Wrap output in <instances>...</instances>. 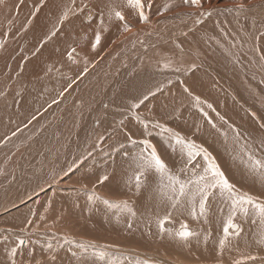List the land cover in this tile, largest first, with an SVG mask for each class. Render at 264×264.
Listing matches in <instances>:
<instances>
[{
  "label": "rangeland",
  "instance_id": "1",
  "mask_svg": "<svg viewBox=\"0 0 264 264\" xmlns=\"http://www.w3.org/2000/svg\"><path fill=\"white\" fill-rule=\"evenodd\" d=\"M241 2L245 4L244 10H256L257 8L264 6V0H202L201 7L196 8L189 5L185 6L183 0H163L161 6L157 10L146 12V14L149 15V21L147 23L139 22L137 15L134 17H125V22L132 23L131 31L124 32V30H122L118 35H115V33L109 39L111 41L108 40L107 36L105 37L106 39L104 41L101 40L100 44L95 48V50H93L92 44L95 41L97 32L100 33L102 39L103 35H107L109 31L117 27L118 19L117 22H115L114 20L116 18L114 16H110V13L113 8L124 13L121 8V6H124V0H78V4L85 7V12L88 13L87 16L95 20V23L79 21L78 29L83 36L70 35L69 41H73L78 36H82L87 39V42L78 49V52L79 56L85 55L88 59L87 62L82 65V68L85 70L82 71L80 68L81 73L76 75L72 90L65 93L63 97L56 102L52 109L58 112L61 107L70 104V102L77 97V94L89 83L91 77L90 73L95 69L99 70L100 63L103 60L105 61V58L108 57L110 59L111 56H118L120 53L125 52L130 45L145 44L153 40L154 37L150 38L147 35L142 37L143 35L140 34L141 31L137 32V30L143 29L145 25L158 20L161 21L170 19L171 21L174 19L173 17H176L177 14L183 12L180 10L184 7L187 10L189 9L188 11L200 12L202 9L208 10L214 8L220 3L239 8L238 5ZM166 3H172V7L163 15H159V11ZM258 5L261 6L258 7ZM230 9L231 8H228L226 10ZM253 13L251 12V14L247 16H251L253 18L257 16L259 17V15ZM223 14H225L224 11ZM64 16L65 14L63 17ZM253 18H238L235 21L236 27L243 30H240V33H233L223 17L222 20L209 18L206 22L214 23H205L202 27H199L204 23L201 22L198 26L201 30V35L197 38L191 37L188 39L187 42H189V44L173 45L171 46L173 48L169 49V51H167V49L160 50L162 53H160L159 50L156 51L154 48L145 50L137 57L135 65H132L131 63H125L122 65L121 71L115 77L110 88L106 91L105 95L107 96L106 101L108 103L106 102L105 104H107V106L109 105V107H106V111L110 110L111 112L108 111V113L105 111L104 113L106 115L104 113L102 114L101 107L103 103V96L99 97V101L94 104L86 105L84 107L85 109L82 110L81 113L77 112L74 114L73 112L75 117L79 115V122L75 126L77 128L75 130L77 131L75 132V130H73L71 134H69L70 132H68V134L65 133L64 135H68L67 137L62 135L59 137L57 136V139L60 141L64 139L63 142L56 140L57 142L54 144L55 139H53L51 142L52 144L46 143L48 145L45 144L35 150L30 156V163L28 164L31 168L35 167L33 175L27 178L25 185L19 186L14 192L9 190L10 193L9 191L6 193V197L9 196L8 198H12L14 196L16 200L11 201V199H6L4 201L5 205L1 207L3 210H0V264H109V261H114L115 264H201L185 261L181 257H178L177 252H175L176 254L174 253L175 250H172L173 252L171 251V253L167 251L165 246L162 244H158V247H156L153 243L150 244L149 242L147 243L143 241L144 247L142 245L139 246L134 239L135 236L132 234L127 232L120 233L118 230H114L112 225H107V222H105L106 224L103 223V226L102 224L93 222L92 218L95 213L91 215L92 217L89 222L88 218L85 217L83 213H79L82 209L79 208L78 197L76 195H97L100 199H103L102 195L97 194V190H95V186L100 185L98 182L99 179L97 180L94 177L90 178V173H93L95 169L101 171H112L109 170V165L116 163L118 160L121 163L124 161L128 164L134 163V157H136L144 149V145L142 143L144 140H150L152 144L154 143L153 145L156 144V148L162 146L167 140L166 136H164L166 133L163 135L160 132V129L153 128L152 123L154 122H159L166 127L173 129L175 132L180 133V135L186 140L194 141L196 144L207 148L201 144V142L195 140L196 138H200L203 134V127L200 128V133L191 128L190 130L189 128H187L186 131L184 130L188 124L191 125L189 120L187 121L188 123L186 122L187 117H189L188 119L192 118V120H194L193 116H195L196 119L204 118L202 120L207 123L208 118H205L204 113H207V116H210L211 113V115H215L219 119V115L220 117H224L225 114L227 116L228 111L227 109H223L225 111L220 109L223 108L225 103L227 104L226 101H218V108V106H215L214 102H210V99L208 100L206 97H201V99L199 98L201 104L206 105L207 107L208 105L206 104V101L211 105L213 104L212 108H210L212 110H210L209 107L206 109L200 104L198 106L195 101L196 96H194V100L189 99L191 95L198 93L194 91V88L199 81L201 82V74L208 77L213 84L218 82L212 80L209 75L214 76L218 81H221L222 76L225 77L228 82L230 79V86L227 84L225 85V89L227 90L225 92H228L229 88H232V86L242 89V95L247 97V101L244 103V106L240 103L239 104L243 108L251 107L245 109L246 113L248 112L250 115L246 124L245 119L235 120L232 118H225L224 121H227V123H224V121L220 119L219 122L225 126V130H227L229 134L233 133V135H235L233 141L229 142L228 145L236 143L235 145H238L243 149L254 151V154H264V147H262L259 142H254L251 139L253 138L254 140H257L258 134L264 133V129L259 127L261 131L257 133L256 131H251L247 125L250 122L253 123L254 120L256 122V120L259 119V116L264 117V91L260 90L257 84L253 81L254 73L257 71L253 62L248 58L246 47L243 45L247 39H254L255 46L260 57H264V20ZM16 21L17 19L15 18L6 21V29H10L12 26L15 27L14 25H16ZM74 21L76 23L77 19H74ZM243 21L247 22V24L244 23L240 25L239 23H242ZM250 25L252 28L249 27ZM186 26H188L187 22L181 23L180 28H186ZM130 33L134 34L129 35ZM127 35L130 36V38H127ZM234 35H243L240 37V42ZM15 36L16 35H8L7 38H14ZM63 36L65 35H60L61 38H64ZM72 37L75 38L73 39ZM58 38L59 36H57V39ZM192 41L197 42L194 47L191 46L192 43L190 44ZM29 50L32 52V48H29ZM113 50L117 55L113 53ZM165 63H170V67L167 69L163 68ZM113 65L114 63L110 62L109 66ZM236 70L240 73L247 72V80L236 83L237 81L233 77V72ZM49 85L50 83H47L46 85L44 83V85H42V89H46ZM185 88L194 92H190L191 95L189 96V91L185 92ZM25 91L26 89H22L21 92ZM152 93H154V95ZM23 95L24 94L20 97ZM83 96L84 95L77 98V100H81ZM126 96L128 97V100H126ZM145 96H147V99H144ZM20 97H16L15 100ZM118 97H120L119 99L123 102L117 99ZM123 97L125 101L123 100ZM28 98L32 100L29 96ZM22 99L25 100L27 97L23 96ZM187 100L191 101L188 102ZM140 101H143V103H140ZM4 102L6 101H3V103ZM51 103L48 104L49 106L46 105L44 108H40V110L37 111L38 113H34L32 117L37 118L40 112L44 115L49 111L47 108L51 106ZM179 103H183V108L186 107L185 109H187L188 107L187 110L189 111H196V109L198 110L199 108L203 117L196 112H194L195 114L191 113V115H185V112L181 109ZM135 104H139V107H133ZM110 106L113 107V109H116L119 106V109H116L115 111L112 110ZM195 107L197 108L195 109ZM213 109H215V111H213ZM169 115L171 119L169 118ZM197 115L199 116L197 117ZM137 117L139 119H137ZM228 117H230V115H228ZM211 118L213 119L214 116H211ZM48 119L49 115L41 122L42 124L33 122L31 127L34 125H37V127L32 131L23 130L18 133L19 135L17 133H13L12 135L6 136L5 139H2L4 144L0 139V192L6 189L13 178L17 176L19 171H23L21 167H23L25 163L20 157L22 152L19 151L32 141L38 131L44 127V124L55 120L52 119L51 121H48ZM141 120L148 123L149 135L143 133V125L140 123ZM184 121L186 123H184ZM229 125H231V127H229ZM234 130L239 132V139H237L236 131ZM24 132L26 134H23ZM146 135L149 137H146ZM18 136L20 137L16 140L15 138ZM150 136L151 138H155L151 139ZM159 136H161L163 141ZM124 137L126 141L124 140ZM127 137H131V140ZM39 138L40 137L37 139ZM201 138H204V136L202 135ZM133 140L135 141V146L137 148L129 145L130 143L133 145V142H131ZM105 142L107 144H105ZM174 142L173 144L176 145ZM109 143H117L118 145L111 146L112 144L110 145ZM49 145L50 147H48ZM103 145H105V147ZM115 146L117 147L115 148ZM62 148H64L65 151ZM44 149H46V151ZM48 149L50 150L48 151ZM51 149L53 150L51 151ZM103 149L105 151H103ZM207 149L214 157H218L217 153L209 150V146ZM179 151L181 150H175V155L179 154ZM66 152L69 153L67 154ZM48 156H50V160L48 159ZM177 156H180V154ZM162 158L164 159L165 156L162 155ZM199 160L200 162H203L202 165L200 163V167H203L204 161L201 157ZM216 161L223 169L222 161L220 159H216ZM42 162L45 163L42 164ZM166 163L169 167L172 165L169 161ZM184 164L187 167L189 166L187 161ZM200 167L197 168L196 173L200 172ZM22 175L23 174L20 176ZM92 178H94V181H90L89 183L88 179L93 180ZM189 179L191 178H188L187 180ZM104 185H106V182L103 186ZM122 190L123 189L120 190V195H123ZM106 193L107 192H105V194ZM3 194L4 193H2L1 196ZM72 194L74 197L71 198L69 195ZM9 202L10 205L8 204ZM113 202L114 201L111 203ZM123 202L131 204L130 199L127 197H124V199L120 201V203ZM26 205L31 206H29L28 209H24ZM23 209L24 213L22 211ZM189 211L190 210L188 209L187 213H189ZM160 212L161 211L158 209L154 210V213H158L159 215ZM75 214L79 215L75 216ZM96 214L100 213L96 212ZM95 219L101 221V217L98 215L95 216ZM166 223L168 227H165V230L168 232L176 231V233H178L182 223L187 224L190 231L193 227L195 228L194 225H190L185 222H177V220H172V218H169ZM98 224L100 225V228L97 226ZM176 224L177 226H175ZM90 227L92 231L90 230ZM177 238L179 237L177 236ZM21 241H23V243H21ZM156 248L164 249V251ZM12 249L16 250L15 256L10 255ZM152 249L153 251L157 250L158 253L151 252ZM216 250L218 254H220V249L218 247ZM232 261L233 259L231 256H228L223 262L215 264H232ZM249 262H253L252 264H264V262H258L257 260Z\"/></svg>",
  "mask_w": 264,
  "mask_h": 264
},
{
  "label": "bare ground",
  "instance_id": "2",
  "mask_svg": "<svg viewBox=\"0 0 264 264\" xmlns=\"http://www.w3.org/2000/svg\"><path fill=\"white\" fill-rule=\"evenodd\" d=\"M162 1L163 0H153V6L151 10L152 11L157 10L161 6ZM145 2H147V0H145ZM217 5L218 6L208 10L202 9L200 12L188 11L189 9L187 10L184 7L180 10L183 12H180L179 14H177L176 17H173L174 19H172L171 21L170 19L154 21L150 24L145 25L143 29L137 30V32L141 31L140 34L143 35L142 37H145V35H147L150 38L154 37V39L145 44L130 45V47L125 52L120 53L118 56H114V57L111 56L110 59L108 57L105 58V61L103 60L100 63V69L99 70L95 69L90 73L91 77L89 83L77 94V97L73 99L70 102V104L61 107L57 112L54 111L52 107L56 104V102H58L63 97L65 93L72 90L74 86L73 82L76 75L81 73L80 68L82 69V71L85 70L82 68V65L85 62H87L88 59V57L85 55L79 56L78 49L87 42V39L82 37L83 35L79 32L78 23L79 21L95 23L94 22L95 20L87 16L88 13L85 12L86 11L85 7L80 6L78 4V0H0V139L1 140L3 138L5 139L6 136L12 135L13 133L18 134L23 130L32 131L34 128L37 127V125L31 127L33 122L40 124L43 120L46 119L48 115H49L48 121L55 119L53 120V122L50 123L47 122L46 124H44V127L38 131L37 135L32 139V141L29 142L25 147H23L19 151L22 152L20 157L21 159L24 160L25 163L24 166L21 167L23 171L17 170L19 171L17 173V176L13 178V180L6 187L5 190L3 189L4 191L0 192L1 194L4 193L2 196L0 194V210H3L1 207L5 205L4 201L6 199L9 200L11 199V201L16 200L14 196L13 197L11 196L12 198H8L9 196L6 197V193L9 190L14 192L15 190H17L16 188H18L19 186L25 185L27 178L33 175L35 167L31 168L28 164L30 163L29 162V159L31 158L30 156L34 153L35 150L39 149L40 146H44L46 143L48 144L51 143L53 139H55L54 144H56L57 142L56 140H58L57 138L60 135L67 137L68 135L67 136L64 135L65 133L68 134V132H70L69 134H71L73 130L77 129L75 126L79 122L78 121L79 115L75 117L74 114H76L77 112L81 113V111L85 109L84 107L86 105H91L99 101L100 99L99 97L101 96H103V101H102L103 103L101 107L102 114L106 111L107 109L106 107H109V105L107 106V104H105L107 102L106 101L107 96L105 95L106 91L110 88L115 77L121 71L123 64L131 63L132 65H135L137 61V57L145 50L150 48H154L156 49V51L157 50L160 51L164 49H167V51H169V49L173 48L171 47L173 45H184L186 43L189 44V42H187L188 39H190L191 37L197 38L201 35V30L199 27H202L205 23H214V22H206L208 21L209 18L222 20L223 17L233 33H240L241 30L240 28L238 29L236 27L235 21L238 18H253L251 16H247L251 14V12L252 13L254 12L253 14L259 15V17L254 16L255 18L253 19L264 20V6L259 7L261 5H258L259 8H257L256 10H241L240 8H236V6L224 5V3H220ZM121 8L124 11L123 14L125 17L136 16L135 12L131 8H127L125 6H121ZM228 8L231 9L226 10ZM223 11L225 14H223ZM66 12H67V17L65 18V16L63 17V15ZM209 13H211V15H209ZM14 18L17 19V21L15 22L16 25H14L15 27L12 26L10 29H6L5 27V24L7 23L6 21ZM74 19H77L76 23ZM114 21L117 22V19H115ZM185 22L188 23V26H186V28L185 27L180 28L181 23H185ZM201 22L204 23L200 25ZM244 23L247 24V22L245 21L239 24L242 25ZM128 24L132 26V23L129 22ZM249 27L252 28L251 25ZM122 30H123V22L118 20L117 27L111 30L112 32L109 31L107 35H103L101 40L104 41L106 39L105 37L107 36L109 40L113 34L116 33L115 35H118L121 33ZM132 34L134 33H130L129 35ZM8 35H16V36L14 38H7ZM60 35H65V36H63L64 38H61ZM70 35H82V36H78L76 38L74 37L75 39L72 37L74 40L69 41ZM57 36H59L58 39ZM234 36L240 42V37L243 35L240 36L234 35ZM127 38H130V36L127 35ZM196 43L197 42L195 41L190 42L192 47H194ZM243 45L246 47L248 58L253 62L254 67L257 71L256 73H254L253 81L257 84L260 90L264 91V60L261 59L256 49L254 39L251 40L247 39V41H245ZM29 48H32V52H30ZM73 49L75 51H73ZM69 53H71L72 59H69ZM113 53H115V51ZM160 53L162 52L160 51ZM110 62H113L114 65L109 66ZM209 76L212 80L218 83L213 84L208 77L201 74V79H200L201 82L199 81V83H197L194 88V91L198 93L197 94L195 93L191 96L189 95L190 96L189 99L194 100L195 98L194 96L200 99L201 97H206L208 100L210 99V102L212 103L214 102L215 106H218V101L219 102L226 101L227 104L225 103L223 105V108L220 109L222 110L227 109L228 111L227 114L230 115V117H228V115L226 116L225 114L224 119L225 118H232L235 120L245 119V124H246V121L249 119L250 115L248 114V112L246 113L245 109L251 107H246V105L248 104L245 105L246 108L240 106V104L244 106V103L247 101L246 100L247 97H244L242 95L243 93L242 89L232 86V88H229L228 92H225L227 91L225 89L226 87L225 85L227 84L228 86H230V79L228 82L227 79L222 76L221 81H218L214 76L212 75ZM247 76H248L247 72L240 73L237 70L233 72V77L237 81V82L235 81L236 83H240L241 81H246ZM44 83L45 85L47 83H50V85L43 90L42 85H44ZM22 89H26V91L21 92ZM188 91L192 93L194 92L191 90ZM22 94H24L23 96H26L27 99L25 100L22 99L23 96L20 97ZM82 95H84L83 98L81 100H77V98L81 97ZM28 96L32 98V100L29 99ZM16 97H20V98L15 100ZM119 98L120 97H118L117 99ZM127 98L128 97L126 96V100H128ZM3 101L6 102L3 103ZM190 101L191 100H189L188 102ZM49 103H51L50 104L51 106L47 108L49 110V111L47 110L48 112H46L44 115L43 113L40 112L37 118L32 117L34 113L40 110V108L42 107L44 108V106L48 105ZM183 103L181 104L179 103V104L181 109L185 112V115L187 114L191 115V113L196 112L201 117H203L202 113L199 111V108L197 110L196 109L197 107H195L196 111H189L187 110L188 107L187 109H185L186 107L183 108L184 106ZM206 104L209 105V102L207 103L206 101ZM200 105L208 109L206 105H203L201 103ZM118 107L116 108L117 110L119 109ZM111 108L112 110L116 111L115 108L114 109L113 107ZM199 115H197V117ZM211 116H214V118L212 119ZM188 118L189 117H187L186 122L189 120V123L191 125L188 124L189 125L188 127L187 124H184L187 125V127H185L184 130L186 131L187 128H189L190 130L191 128L194 129V131L200 133V128L203 127L204 129L202 130L203 131L202 135L204 136V138H201L202 137L201 135L200 138L198 139L196 138L195 140L201 142V144H203L207 148L209 146L210 147L209 150H212L214 153H217L218 157L215 158L220 159L222 161L223 164L222 170L225 171V174L230 178V180L233 183L236 184V186L240 189L241 192H247L250 195L257 196L260 198L261 202H264V187L260 185L256 177L249 174L247 168L245 167V164L242 162V161H246L247 159L244 152L241 151L242 148L239 147L238 145H235L236 143L233 145L231 144L228 145L229 142L233 141L235 135H233V133L229 134L227 130H225L226 129L225 126L219 122L220 115H219V119L215 115H211V113L210 116H207L208 120L211 119L212 122L216 125V128H213L208 123L207 119H206L207 120L206 123V121L204 122V120H202L204 118L196 119L195 116H193L194 120H192V118L190 119ZM186 122L184 121V123ZM261 124H264V117L259 116V119L256 120V122L254 120L253 123L250 122L247 125L249 126V129L251 131H256L258 133L261 131L259 129ZM217 129H219V131H217ZM76 131L77 130H75V132ZM23 134L26 133L24 132ZM161 136H159L160 139ZM164 136H166L167 140L165 139L166 141L162 146L157 148V151L158 153L161 154V156L162 155L165 156L164 158L165 160L172 163V165L169 167L171 174H173L176 177H179L181 181H188L187 180L188 178H193V174L196 173L197 168L200 167V163L201 165L203 164V162L202 161L200 162L199 160L200 157L199 156L195 157L193 162L189 163V166L187 167L184 164L187 161V150L186 149L182 150L180 145H174L173 144L174 140H172L170 144V139L168 135L166 134ZM19 137L20 136L16 137L15 139L17 140ZM38 137L40 138L37 139ZM146 137L149 136L146 135ZM127 138L129 139V137ZM251 139L254 142L257 141L260 143V141L264 139V133H259L257 140H254L253 138ZM63 141L64 139H62V141L60 142ZM148 141L150 142V140ZM117 143L115 144L111 143L112 145L110 143L109 144L113 146V145H118ZM105 144L107 143L105 142ZM50 145L48 147H50ZM129 145L134 147L135 143H133V145L132 143H130ZM103 146L105 147V145ZM116 147L117 146H115V148ZM134 148L137 147L135 146ZM46 149L44 150L46 151ZM62 149L64 150V148ZM104 149L103 151H105ZM49 150L50 149H48V151ZM52 150L53 149H51V151ZM175 150H181L179 151L180 156H177L179 154L175 155L174 153ZM244 150L248 151L246 149ZM249 151L254 156H256V158L264 159L263 153L257 155L254 154V151L252 150ZM66 153L68 154L69 152ZM49 157L50 156H48V159ZM44 163L42 162V164ZM109 170L112 171H107V170L101 171L95 169L93 173L89 174L90 178L94 177L97 180L100 178V176H104L105 174L109 175V180L106 181V185L103 186V184H100L98 186H95L96 188L95 190H97V194L102 195L103 199H100V197L97 195H87V194L76 195L78 197L79 208L82 209V211H80L79 213H83L85 217L88 218L89 222L92 217L91 215L95 213L92 218L93 222L102 224V226L103 223L107 222V225L109 226L112 225L113 229L118 230L120 233L127 232L132 234L133 236H135L134 239L139 244V246L140 245L143 246L144 243L143 241L147 243L149 242L150 244L153 243L156 247H158V244H162L165 246L167 251L171 252L172 250H175L174 253L177 252L178 257H181L185 261L192 263L215 264L218 262H223L225 259H227L228 256L229 257L231 256V258L233 259L232 261L233 264L235 260L240 259L242 256H246L247 254L256 256L257 257L256 260L258 262L261 261L264 262V243L260 242L262 239H264V225H262L259 221V218L254 215V210H252L250 206H249V215L247 217H244L239 213H237L236 219L234 220V222H238L237 224H239L240 228L242 229L239 237L230 238L224 250L222 252L220 251V254H218L216 248L217 247L219 248V241L223 236L224 222L231 211L230 201L226 197H220L218 193L214 194L212 197H210L207 217L206 218L199 217L198 219H193L190 214V211L189 213H187V210L188 209L190 210L192 207L189 198L180 197L179 203H176L175 207H173V203L175 202V197L173 193L167 187H165L168 184L167 179L161 181V178L158 176V174L154 172H148L146 173L145 177H142L144 183L141 186L139 193H137L135 188V181H134V174L137 171L135 163L128 164L125 161L121 163L118 160L116 163H112L109 165ZM21 174L23 175L20 176ZM94 178H92L93 180L88 179L89 183L90 181H94ZM190 187H194V186H190ZM121 189H123L122 190L123 195H120ZM103 191L107 193L105 194V192ZM69 196L71 198L74 197L73 194ZM124 197L129 198L131 202V204H127V207H125L123 203H120V201L123 200ZM169 197H173V198L169 199ZM105 201H107V203H105ZM112 201L114 202L111 203ZM10 202L8 203L9 205ZM27 205L24 209H28L29 206H31L32 204L29 206ZM117 207H122V208H117ZM24 209L22 210L23 213H24ZM155 209L161 211L160 215L158 213H154ZM96 212L100 214H96ZM133 213H135V215H133ZM169 214H170L169 218H172V220L175 221L177 220V222H185L190 225H194L195 228L193 227L191 231L194 232L195 235H193L187 241H185L177 238L176 231L168 232L164 230L162 232L159 222L164 217L169 216ZM76 215L79 214H75V216ZM96 215L101 217V221L95 219ZM254 220L256 221L255 223H253ZM166 222L164 223V229L165 227L166 228L168 227ZM99 224L97 226H99L100 228ZM129 224L131 225V227H129ZM175 226H177V224ZM91 227L90 230L92 231ZM147 231L149 232V234ZM159 250L164 251V249H159ZM151 252L158 253L157 250L153 251V249ZM252 263L253 262H249V261L247 262V264H252Z\"/></svg>",
  "mask_w": 264,
  "mask_h": 264
},
{
  "label": "snow or ice",
  "instance_id": "3",
  "mask_svg": "<svg viewBox=\"0 0 264 264\" xmlns=\"http://www.w3.org/2000/svg\"><path fill=\"white\" fill-rule=\"evenodd\" d=\"M185 5H189L192 7L200 8L202 0H183ZM124 6L127 8H131L135 14L137 15L139 22L147 23L149 21V15L147 12H151L153 6V0H124ZM172 7V3H166L163 8L159 11V15H163ZM238 7L241 10L245 9V4L241 2ZM203 14V13H201ZM211 15V13H209ZM110 16H114L116 19L124 22L123 30L124 32H130L131 26L125 22V16L122 11L113 8L111 10ZM67 17V12L65 13V18ZM106 30V29H105ZM54 34V33H53ZM101 35L99 32L96 33L95 41L92 44L93 50L100 44ZM73 51H75L73 49ZM69 59H72L71 53H69ZM264 59V57H261ZM170 67V63H165L163 68L167 69ZM178 70V69H177ZM185 92H188V89H184ZM154 95V93H152ZM189 95L191 93L189 92ZM147 99V96L144 97ZM196 104H200L201 101L198 97L195 98ZM143 103V101H140ZM133 107H139V104L133 105ZM209 108H212V105H208ZM215 111V109H213ZM205 118H207V113H204ZM137 119H139L137 117ZM220 120L224 121V117H220ZM143 125V133L148 134L149 125L147 122L140 121ZM208 123L216 128V125L212 122L211 119L208 120ZM227 123V121H224ZM153 128L160 129L162 134H167L171 141L174 140L176 145H180L182 150H187V163H192L194 158L199 156L204 161V166L201 168L199 173H194L193 178L188 181H181L179 177L171 174L168 164L162 158L161 154L158 153L157 148L148 140L142 141L144 145V149L141 153H139L136 157H134V163L136 165L137 171L134 174L135 188L137 193H139L141 186L144 183L142 177H145L146 173L154 172L158 174L161 178V181L167 179L168 184L167 187L174 195L175 202L173 203V207H175L176 203H179L180 197L189 198L192 207L190 209V214L193 219H198L199 217H207L210 197L214 194H219L220 197H226L230 201L231 211L227 216L224 226H223V236L219 241V249L222 252L226 247L227 242L232 237H239L242 229L237 223H234L236 219L237 213L240 215L247 217L249 215V206L252 210H254V215L259 218V221L262 225H264V202H261L260 198L254 195H250L247 192H241L240 189L233 183L230 178L225 174V171L222 170L221 166L217 163L216 158L212 155L211 152L208 151L207 148H204L202 145L196 144L194 141L186 140L180 133L175 132L173 129L166 127L165 125L154 122L152 123ZM231 127V125H229ZM261 129H264V124L260 125ZM219 131V129H217ZM236 131V130H234ZM236 137L239 139V132L236 131ZM131 140V137H129ZM135 143V141H132ZM262 147H264V139L260 141ZM174 150V148H173ZM241 151L244 152L247 157L246 161H242L245 164L250 175L256 177L262 187H264V159L256 158L250 151H245L243 148ZM109 180V175L105 174L100 177L98 182L100 184H104ZM194 186V187H190ZM173 197H169L172 199ZM198 198V200H197ZM91 199V197H90ZM107 203V201H105ZM124 206L127 207V202H123ZM111 206V205H109ZM135 215V213H133ZM170 217H164L160 222V228L163 232L164 223L168 221ZM256 221L254 220L253 223ZM129 227L131 225L129 224ZM195 235L194 232L190 231L187 224H181L180 230L177 233V236L187 241L190 237ZM264 243V239L260 241ZM23 243V241H21ZM11 256L16 255V250L12 249ZM102 258V255H101ZM257 257L251 254L246 256H242L240 259H237L233 262V264H247L248 261L256 260ZM109 264H115L114 261H109Z\"/></svg>",
  "mask_w": 264,
  "mask_h": 264
},
{
  "label": "water",
  "instance_id": "4",
  "mask_svg": "<svg viewBox=\"0 0 264 264\" xmlns=\"http://www.w3.org/2000/svg\"><path fill=\"white\" fill-rule=\"evenodd\" d=\"M179 232V231H178Z\"/></svg>",
  "mask_w": 264,
  "mask_h": 264
}]
</instances>
